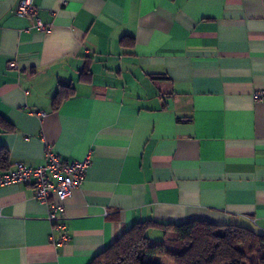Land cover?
<instances>
[{"label": "crops", "instance_id": "1", "mask_svg": "<svg viewBox=\"0 0 264 264\" xmlns=\"http://www.w3.org/2000/svg\"><path fill=\"white\" fill-rule=\"evenodd\" d=\"M22 1L0 0L8 170L49 147L91 166L63 202L62 246L31 183L0 187V264H90L147 221L264 233L262 0H32L48 32Z\"/></svg>", "mask_w": 264, "mask_h": 264}, {"label": "trees", "instance_id": "2", "mask_svg": "<svg viewBox=\"0 0 264 264\" xmlns=\"http://www.w3.org/2000/svg\"><path fill=\"white\" fill-rule=\"evenodd\" d=\"M70 89V88H69ZM72 93L62 90L55 98V109ZM0 128L13 126L0 118ZM10 155L0 146V170L7 171ZM161 229L163 242L153 244L148 232ZM174 232L176 239H168ZM167 258L174 264H264V233L238 225H215L206 221L161 224L154 221L133 225L90 264H161Z\"/></svg>", "mask_w": 264, "mask_h": 264}, {"label": "built area", "instance_id": "3", "mask_svg": "<svg viewBox=\"0 0 264 264\" xmlns=\"http://www.w3.org/2000/svg\"><path fill=\"white\" fill-rule=\"evenodd\" d=\"M17 14L21 17L35 18L40 31L50 30L37 18L32 0H23ZM11 67L14 68L15 65L11 64ZM255 98L264 101V90L256 92ZM40 116L45 115L41 113ZM44 158L45 163L41 166L32 167L18 162L12 169L0 173V187L31 183L35 198L48 207V220L53 226L51 240L55 245L62 246L71 240L63 218V202L75 189L83 186L91 159L87 157L83 160H65L50 147L46 149ZM53 193L57 196V202L52 201Z\"/></svg>", "mask_w": 264, "mask_h": 264}, {"label": "rangeland", "instance_id": "4", "mask_svg": "<svg viewBox=\"0 0 264 264\" xmlns=\"http://www.w3.org/2000/svg\"><path fill=\"white\" fill-rule=\"evenodd\" d=\"M161 264H174L171 261H169L167 258H162Z\"/></svg>", "mask_w": 264, "mask_h": 264}]
</instances>
